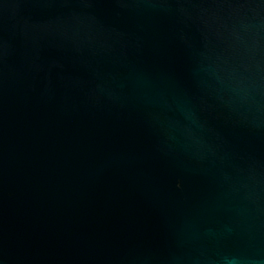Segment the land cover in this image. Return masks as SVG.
Returning a JSON list of instances; mask_svg holds the SVG:
<instances>
[{"label": "water", "instance_id": "95a60500", "mask_svg": "<svg viewBox=\"0 0 264 264\" xmlns=\"http://www.w3.org/2000/svg\"><path fill=\"white\" fill-rule=\"evenodd\" d=\"M0 264H264V0H0Z\"/></svg>", "mask_w": 264, "mask_h": 264}]
</instances>
